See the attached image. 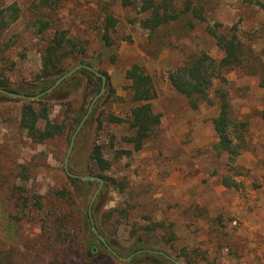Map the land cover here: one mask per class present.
Segmentation results:
<instances>
[{
    "label": "rangeland",
    "instance_id": "rangeland-1",
    "mask_svg": "<svg viewBox=\"0 0 264 264\" xmlns=\"http://www.w3.org/2000/svg\"><path fill=\"white\" fill-rule=\"evenodd\" d=\"M128 1L0 0V8L20 10L19 20L0 35V74L10 90L32 88L42 67L41 48L56 31L85 43L88 56L80 61L94 60L98 35L111 14L118 51L114 62H100L109 77L106 92L79 131L68 164L73 174L103 177L92 207L96 227L123 258L131 256V224L160 222L175 234L174 240H163L161 252L181 264H264V0L254 5L200 0L204 21L184 15L155 32L140 25L150 16L140 11L141 0ZM214 23L238 27L246 56L244 68L225 73L234 114L249 123V151L233 166L213 148L217 106L203 103L194 110L168 81L169 71L191 55L206 52L221 60L223 53L205 31ZM43 24L48 28L40 36ZM134 65L153 77L158 96L151 104L161 115L141 151L128 142L133 132L127 124L109 122L111 116L128 118L137 106L126 79ZM77 73L43 97L50 107L48 121L65 129L42 144L19 126L23 100L0 97V264H174L145 253L122 262L94 240L87 214L99 183H73L65 171L72 136L100 93L98 77ZM95 145L111 164L105 172L90 159Z\"/></svg>",
    "mask_w": 264,
    "mask_h": 264
},
{
    "label": "trees",
    "instance_id": "trees-1",
    "mask_svg": "<svg viewBox=\"0 0 264 264\" xmlns=\"http://www.w3.org/2000/svg\"><path fill=\"white\" fill-rule=\"evenodd\" d=\"M123 1L124 5H130V1ZM243 1L249 5L257 4V0ZM140 11L142 13H150L148 18L140 22L141 27L150 32H155L162 26L176 23L184 15H191L199 21L205 20L200 0H141ZM19 12L20 10L16 5L0 8V35L9 30L19 20ZM116 26V19L111 14H107L101 33L98 35V51L95 52L94 60L89 62L80 61V59H86L88 56V49L85 43L71 39L67 36L66 31H56L53 36L48 37L46 40L44 39L45 43L41 48L42 67L36 76L35 85L22 93L10 90L5 79L0 74V88L29 97L36 96L48 90L61 76L81 64L88 65L104 74L108 81L109 77L101 69L100 62L104 58L114 62L119 47V43L112 36ZM193 26L191 25V28ZM47 28L48 25L43 24L38 34L42 36L43 31L47 30ZM205 31L215 41L216 47L223 53L221 60H215L206 52L191 55L185 59L183 64L169 71L168 81L177 93L189 101L190 106L194 110H197L203 103L217 106L219 114L213 120L216 133V142L213 148L219 156L222 154L227 155L228 162L233 166L244 152L249 151L247 145L249 123L234 114L230 93L231 83L226 78L225 73L245 67L244 44L241 41L236 25L228 30L224 28L223 24L214 23V25H208ZM79 74L94 75L85 69L80 70L77 75ZM126 79L131 83V101L137 106L131 110L128 118L122 119L111 116L109 122L127 124L133 132V136L128 142L134 145L136 151H141L146 141L150 139L161 124V115L154 111L151 104L152 101L157 99L158 93L153 77L140 65L132 66L126 73ZM260 80V86L264 87V77L262 76ZM98 82L101 90L102 80L98 78ZM0 97L5 98L2 94H0ZM43 99L22 101L23 106L19 126L27 132L28 137L36 144H42L62 136L65 129L63 124L48 121L50 107L43 103ZM261 117L264 120V110L261 113ZM42 122H45L44 126H41ZM90 159L102 172L109 170L111 167V164L105 159L100 145L93 147ZM72 182L78 183L79 181L73 179ZM83 183L86 186L91 184L89 182ZM224 185L227 188L231 187L227 180H224ZM71 198L69 195L68 199L71 200ZM123 214L126 219L129 217L127 211H124ZM68 216L69 214L65 215V217ZM87 219L89 222L88 214ZM7 221H9L7 227L13 229L15 234L17 230L15 224L13 225L9 217H7ZM128 223L129 220L127 219V226ZM97 228L107 242L115 250L119 251L113 244L114 242L111 243L108 235L99 226ZM131 228V234L135 237L134 242L129 247L131 255L139 251L165 252L166 247L163 245V240L166 238L174 240L175 238L171 226H165L160 222H151L149 226H139L134 223L131 224ZM159 230H162L163 233L159 232ZM91 234L100 245L101 250L115 258L102 242L93 233ZM92 248L93 251H99L96 245H93ZM145 254L160 257L164 261L167 260L166 257L151 252H145Z\"/></svg>",
    "mask_w": 264,
    "mask_h": 264
},
{
    "label": "water",
    "instance_id": "water-1",
    "mask_svg": "<svg viewBox=\"0 0 264 264\" xmlns=\"http://www.w3.org/2000/svg\"><path fill=\"white\" fill-rule=\"evenodd\" d=\"M85 69L89 72H91L92 74H94L96 77L100 78L102 80V86H101V90L100 93L94 98V100L92 101L86 115L84 116L83 120L81 121L79 127L77 128L76 132L73 134L72 139H71V143L69 146V150L66 156V160H65V171L66 174L68 175V177L72 178V179H77V180H81L84 182H89V183H95L98 182L99 183V188L97 189V191L95 192L94 196L92 197L90 206H89V210H88V216H89V220H90V224L92 227V232L93 234L98 238L99 241L102 242V244L108 249V251L114 256L116 257L119 261L122 262H128L130 260H132L136 255H139L141 253H145V252H151L154 254H158V255H162L164 257H166L168 260L172 261L174 264H181L180 262H178L177 260H175L174 258H172L171 256L161 252V251H139L137 253L132 254L130 257L127 258H123L120 257L116 251H114V249L109 245V243L107 242V240L105 239L104 236H102L100 234V232L98 231L96 225H95V221L93 219V214H92V207L94 205V202L96 201L97 196L99 195V193L101 192L103 185H104V180L100 177H94V176H90V175H76L70 172L69 170V158L71 156L74 144H75V140L76 137L79 133V131L81 130V128L83 127V125L85 124V122L87 121V119L90 117L91 113L94 110V107L96 105V103L101 99V97L105 94L106 92V87H107V77L100 73L99 71L95 70L94 68L85 65V64H81L79 66H77L76 68L70 70L69 72H67L66 74H64L63 76H61L56 83L50 87L48 90L44 91L43 93H40L36 96H26L23 94H18V93H13L10 91H7L5 89H1L0 88V94L5 95L7 97L10 98H14V99H19V100H24V101H34V100H39L49 94H51L52 92H54L58 87H60L67 79H69L70 77H72L74 74H76L78 71Z\"/></svg>",
    "mask_w": 264,
    "mask_h": 264
}]
</instances>
